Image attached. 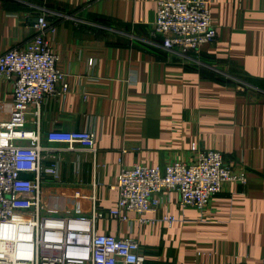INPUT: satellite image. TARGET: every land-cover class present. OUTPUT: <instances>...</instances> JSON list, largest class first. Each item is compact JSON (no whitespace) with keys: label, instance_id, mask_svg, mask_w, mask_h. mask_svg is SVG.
<instances>
[{"label":"crops","instance_id":"1","mask_svg":"<svg viewBox=\"0 0 264 264\" xmlns=\"http://www.w3.org/2000/svg\"><path fill=\"white\" fill-rule=\"evenodd\" d=\"M207 1L218 41L193 61L152 37L157 0H0V54L33 36L40 15L56 24L53 47L70 90L25 112L42 147L59 148L42 152L43 164L60 170V183L49 179L45 192L95 193L105 214L98 232L137 239L146 264L264 259V0ZM13 90V82L0 81V120L17 116ZM53 129L91 131L97 150L52 145ZM194 142L222 152L248 182L225 184L202 212L182 207L179 193L164 192L155 212L110 217L120 161L149 167L189 161ZM58 200L73 211V199ZM80 200L87 212L89 200Z\"/></svg>","mask_w":264,"mask_h":264},{"label":"built area","instance_id":"2","mask_svg":"<svg viewBox=\"0 0 264 264\" xmlns=\"http://www.w3.org/2000/svg\"><path fill=\"white\" fill-rule=\"evenodd\" d=\"M34 28L24 43L0 54V81L13 82L17 114L0 120V264H146L145 249L137 239L98 232L97 223L105 214L96 208L95 193L84 196L77 188L63 194L57 188L44 190L49 179L60 183V170L58 163L44 165L42 152L59 148L42 147L41 134L27 126L25 112L30 105L39 110L49 97L66 95L70 85L53 47L56 24L40 15ZM151 35L161 38L166 50L193 61L204 47L218 41L207 0H157ZM47 141L95 152L98 140L91 131L53 129ZM191 153L189 161L164 167L120 161L119 199L110 217L126 221L129 212L140 216L155 212L164 204V192L179 193L182 207L202 212L225 184L248 182L246 173L228 163L222 152L194 142ZM59 197L73 199V211L53 210L50 200ZM81 197L90 202L87 212ZM166 220L172 224L175 218L169 215Z\"/></svg>","mask_w":264,"mask_h":264},{"label":"rangeland","instance_id":"3","mask_svg":"<svg viewBox=\"0 0 264 264\" xmlns=\"http://www.w3.org/2000/svg\"><path fill=\"white\" fill-rule=\"evenodd\" d=\"M243 84H247L245 81H243ZM50 202L53 204L51 205V207L53 208V210H56V211H59V212H64V205L63 206H60L59 202L56 201V202H53L52 200H50Z\"/></svg>","mask_w":264,"mask_h":264},{"label":"trees","instance_id":"4","mask_svg":"<svg viewBox=\"0 0 264 264\" xmlns=\"http://www.w3.org/2000/svg\"><path fill=\"white\" fill-rule=\"evenodd\" d=\"M242 81H245L244 79ZM246 82V81H245ZM247 83V82H246Z\"/></svg>","mask_w":264,"mask_h":264}]
</instances>
